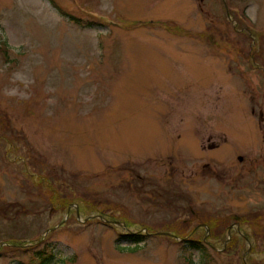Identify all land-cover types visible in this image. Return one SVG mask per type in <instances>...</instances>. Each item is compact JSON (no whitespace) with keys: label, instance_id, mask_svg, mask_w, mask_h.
Wrapping results in <instances>:
<instances>
[{"label":"rangeland","instance_id":"rangeland-1","mask_svg":"<svg viewBox=\"0 0 264 264\" xmlns=\"http://www.w3.org/2000/svg\"><path fill=\"white\" fill-rule=\"evenodd\" d=\"M260 215L264 0H0V264H264Z\"/></svg>","mask_w":264,"mask_h":264},{"label":"trees","instance_id":"trees-1","mask_svg":"<svg viewBox=\"0 0 264 264\" xmlns=\"http://www.w3.org/2000/svg\"><path fill=\"white\" fill-rule=\"evenodd\" d=\"M101 214L105 215V213H107V211L102 210L100 211ZM108 215V214H106ZM108 217V216H106ZM108 218H116V216L114 215H110V217ZM263 219L264 216L260 215V216H254L253 218H251L250 220L244 218L243 224L245 223H250L252 224V226L254 227L253 232H254V236H258V234L261 236L262 234H264V223H263ZM116 222L119 220H115ZM124 221L126 222H130L127 219H125ZM206 221H203V224L201 222H198V224H196L192 229H190L187 233V235H190V238L184 239L183 241L185 242V247L188 250H197L201 253L202 257H203V264H211V260L214 258V254H218L221 255L222 252L220 251H214L212 249H210L208 247V244L206 243L207 241L204 239L206 236L207 238H219L220 236H222V234H224V231L226 230L227 227H221L219 226L216 222L212 223H208ZM207 224V226L209 227V231H207V228L205 227V225ZM228 229V228H227ZM243 232V231H242ZM181 235H185L183 232L180 233ZM218 234V235H217ZM221 234V235H219ZM179 235V236H181ZM219 236V237H218ZM146 235L142 232H124L121 233V236L119 237V240H127L129 243L131 244H135V247H133L131 250H135L136 247L145 240ZM234 238V237H233ZM247 238L251 239V235L247 234ZM13 242L14 245H22L26 242H22V241H11ZM16 242V243H14ZM236 238L232 239L231 241H229V247L233 248L236 244ZM47 246H49V244H46L45 248H42L40 250L35 251L34 253V258H32V260H35L36 262H33L31 264H58L57 261H55V255L53 254L52 251H48L47 250ZM228 247V248H229ZM250 259L251 257L249 256L247 258V260ZM188 264H195V262L191 259L188 260ZM252 264H255V262L253 261Z\"/></svg>","mask_w":264,"mask_h":264},{"label":"flooded vegetation","instance_id":"flooded-vegetation-1","mask_svg":"<svg viewBox=\"0 0 264 264\" xmlns=\"http://www.w3.org/2000/svg\"><path fill=\"white\" fill-rule=\"evenodd\" d=\"M107 220H109V219H107Z\"/></svg>","mask_w":264,"mask_h":264}]
</instances>
